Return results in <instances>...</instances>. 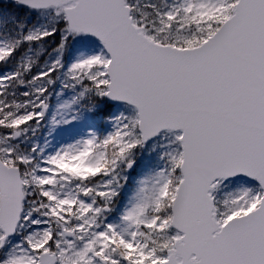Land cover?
Listing matches in <instances>:
<instances>
[{
  "label": "snow or ice",
  "instance_id": "snow-or-ice-1",
  "mask_svg": "<svg viewBox=\"0 0 264 264\" xmlns=\"http://www.w3.org/2000/svg\"><path fill=\"white\" fill-rule=\"evenodd\" d=\"M0 264H264V0H0Z\"/></svg>",
  "mask_w": 264,
  "mask_h": 264
}]
</instances>
